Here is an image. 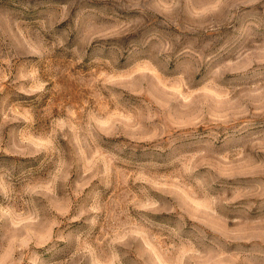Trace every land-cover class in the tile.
<instances>
[{
	"label": "rangeland",
	"instance_id": "1",
	"mask_svg": "<svg viewBox=\"0 0 264 264\" xmlns=\"http://www.w3.org/2000/svg\"><path fill=\"white\" fill-rule=\"evenodd\" d=\"M0 264H264V0H0Z\"/></svg>",
	"mask_w": 264,
	"mask_h": 264
}]
</instances>
